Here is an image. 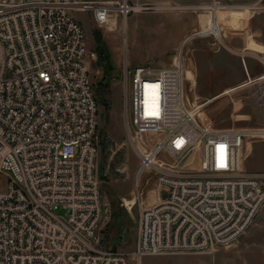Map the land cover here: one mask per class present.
I'll use <instances>...</instances> for the list:
<instances>
[{"label": "built area", "instance_id": "obj_1", "mask_svg": "<svg viewBox=\"0 0 264 264\" xmlns=\"http://www.w3.org/2000/svg\"><path fill=\"white\" fill-rule=\"evenodd\" d=\"M76 0H0V264H129L103 244L109 212L99 174V105L90 76L96 52L72 10ZM103 26L147 5L88 3ZM193 37L223 46L219 15ZM171 66L129 72V132L142 142L139 179L158 155L200 156L199 174L159 165L158 199L142 206L134 258L214 251L239 238L264 204V185L243 166L246 133L209 129L188 108L182 51ZM263 132V131H262ZM256 134H261L257 132ZM264 134V133H262ZM169 167V168H167ZM164 189V190H163ZM61 211V213H58Z\"/></svg>", "mask_w": 264, "mask_h": 264}, {"label": "rangeland", "instance_id": "obj_2", "mask_svg": "<svg viewBox=\"0 0 264 264\" xmlns=\"http://www.w3.org/2000/svg\"><path fill=\"white\" fill-rule=\"evenodd\" d=\"M118 1L76 0L80 3L72 10L84 27L88 47L96 52V58L90 63V76L99 105L98 162L102 195L109 205L100 229L103 244L128 254L129 264H264V204L239 238L214 251L167 252L146 255L140 261L134 258L141 207L157 201L155 187L159 165L165 162L174 169L198 175L200 156L197 154L193 163L187 165L190 157L181 160L162 151L157 166L139 179L142 142L154 141L159 134L134 137L129 132L130 70L137 65L155 69L171 66L183 50L184 73L188 75L184 82L188 108L204 127L248 133L242 148L243 166L246 172L257 175L263 185L264 79H255L244 88L245 92L258 93L256 103H250L249 98L235 99L237 91L219 93L224 90V76L243 75V57L220 49L222 45L208 37H193L177 48L168 49L180 38L183 31L180 25L186 19L172 10L175 5L145 4L148 9L134 11L126 19L114 14L103 26L95 21L92 9L84 6L94 2L115 5ZM129 2L136 5L133 0ZM246 62L249 66L247 59ZM5 188L6 178L0 175V190Z\"/></svg>", "mask_w": 264, "mask_h": 264}, {"label": "crops", "instance_id": "obj_3", "mask_svg": "<svg viewBox=\"0 0 264 264\" xmlns=\"http://www.w3.org/2000/svg\"><path fill=\"white\" fill-rule=\"evenodd\" d=\"M133 1L136 5L151 3L175 5V9L173 8L172 10L186 18L180 25V28L183 30L180 38L168 49L177 48L182 45L190 36L189 33L191 31L195 32L206 27L209 15L207 11L200 9V6L210 4L214 1L227 5L228 9L219 15V19L221 16L222 26L225 30L224 44L220 49L229 53L242 55L245 67L243 66V75L237 76L230 73L224 76L223 78L225 80L222 78L224 80L222 82V89L224 90H221L219 93L227 94L230 91H237L234 95L237 100L249 98L250 103H256L258 101V93L253 91L245 92L244 88L255 79H264L262 77V73H264V5L262 3L264 0ZM167 10H170L169 7ZM195 12L197 15H194ZM174 27L176 26H172L171 28ZM186 77H188L187 73L185 75ZM233 79L235 80L232 81Z\"/></svg>", "mask_w": 264, "mask_h": 264}, {"label": "bare ground", "instance_id": "obj_4", "mask_svg": "<svg viewBox=\"0 0 264 264\" xmlns=\"http://www.w3.org/2000/svg\"><path fill=\"white\" fill-rule=\"evenodd\" d=\"M78 3V2H77ZM79 4V3H78ZM220 23L222 24V22H221V16H220ZM178 57H179V55H178ZM178 57H177V59H178ZM262 77H264V75L262 76ZM155 195H156V199H158V189L157 190H155ZM155 199V200H156ZM156 202V201H155ZM140 264V263H139Z\"/></svg>", "mask_w": 264, "mask_h": 264}]
</instances>
